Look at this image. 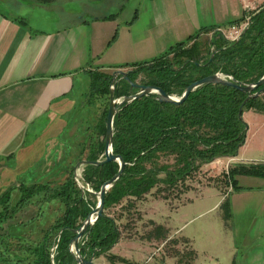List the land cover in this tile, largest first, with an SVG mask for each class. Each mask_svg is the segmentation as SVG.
<instances>
[{
	"label": "crops",
	"instance_id": "1",
	"mask_svg": "<svg viewBox=\"0 0 264 264\" xmlns=\"http://www.w3.org/2000/svg\"><path fill=\"white\" fill-rule=\"evenodd\" d=\"M80 1L0 0V198L6 193L12 199L17 193L22 197L21 191H13L23 183L6 185L11 168L16 172L40 165L48 176V168L65 162L75 167L87 158L86 152L97 150L105 95L101 89L98 94L91 90L95 72L133 70L131 64L152 60L196 34L212 39L264 8V0H139L138 4L105 0L103 5L82 1L91 15L86 18L72 5ZM243 118L249 127L238 154L218 159L225 158L232 166L264 164V112L247 109ZM87 134L100 136L97 145L88 141ZM71 150L80 154H70L69 163ZM236 179L235 188L221 194L214 205L225 196L230 204L231 220L223 216L218 242L204 246L199 235L186 237L195 252L193 264H200L201 254L211 257L209 264H264V177L240 174ZM39 181L30 178L28 183ZM121 244L122 239L110 252L134 264L156 263L144 243H133L131 253L124 255ZM107 259L103 254L94 261L108 264Z\"/></svg>",
	"mask_w": 264,
	"mask_h": 264
},
{
	"label": "trees",
	"instance_id": "2",
	"mask_svg": "<svg viewBox=\"0 0 264 264\" xmlns=\"http://www.w3.org/2000/svg\"><path fill=\"white\" fill-rule=\"evenodd\" d=\"M35 1L50 3L54 0ZM114 16L112 14L108 18ZM199 36L196 34L174 44L152 60L131 64L134 68L129 76L136 80L139 73L146 72L149 79L145 84L157 85L169 94L181 95L195 80L216 72L231 74L247 82H256L264 75V8L251 15L248 28L238 41L218 33L209 42L203 43L199 41ZM213 53L214 58L210 60ZM149 68H152L151 72L145 71ZM99 79L102 93H107L110 98L112 74L100 73ZM129 89V83L122 80L116 86V96L128 94ZM247 95L231 86L209 83L191 92L179 105L159 102L156 94H149L123 106L115 118L114 152L123 156L126 166L106 195L105 209L124 199L129 202L142 199L155 189L164 199H170L172 194L179 198L191 188L189 180L203 165L221 157L236 156L248 130L245 120L239 117L240 106ZM251 108L264 112V93L246 102L244 110ZM107 113L108 109L100 125L104 138L97 150H92L86 159L97 160L104 153ZM72 168L66 181L55 188L49 183L23 186V196L14 206L10 205L9 193L0 198V206H3L0 210V231L6 230L0 234V264H9L11 260L2 255L8 251L7 238L16 237L15 231L20 232L24 226L21 223L10 224L6 229L4 224L14 219L18 211L41 192L46 200L47 196L61 200L65 211L54 224L43 230L38 242L26 246L21 243L19 247H25V254L12 263L52 264L51 248L57 244L55 263L76 264L69 250L70 241L76 235L72 229L82 224L96 203L92 204L88 199V191L82 197L74 178V166ZM118 168L119 164L115 161L103 166L86 165L83 176L98 191ZM225 174L235 188L236 177L240 174L264 177V164H237ZM165 192L167 194H163ZM225 201L229 204L227 198ZM157 228L165 230L161 225ZM119 239L116 220L104 211V216L87 229L81 240L82 253L86 258L105 254L109 260H114L117 256L108 252Z\"/></svg>",
	"mask_w": 264,
	"mask_h": 264
},
{
	"label": "rangeland",
	"instance_id": "3",
	"mask_svg": "<svg viewBox=\"0 0 264 264\" xmlns=\"http://www.w3.org/2000/svg\"><path fill=\"white\" fill-rule=\"evenodd\" d=\"M82 1H86L90 4L95 1L97 5H103V2H105V0H81L78 3L76 2V4H72L80 10L81 14H84L86 18L91 17V15L84 10ZM126 1L128 4H136V2L138 4L139 0ZM62 5L66 7L71 6V4L66 2H62ZM37 15L40 17L39 13ZM210 40L211 37L208 35H203L199 38V41L203 43L209 42ZM151 69L152 68H149L145 71L151 72ZM99 75L100 73L95 72V79L94 77L92 78L93 82H95V86L91 90L95 89V94H98V90L102 87ZM147 79H149V76L146 72L142 71L136 80L139 83L145 84L144 82L147 81ZM104 97L105 100L102 107L104 111L103 116L110 102L107 93H105ZM100 135L103 140V135L101 133ZM87 138L93 145H97L100 136L98 138L96 136V139H94V136H88L87 134ZM90 153L91 151L86 152V157ZM70 154H72V156L75 154L78 155L80 151L74 152V150H71L69 152V163L72 162V156ZM80 157L82 158L83 156ZM8 164L11 166L13 162H9ZM66 164L65 162L62 167L55 166L53 168H48L47 174L50 173L48 176L42 173L44 170L47 171V168L42 169L40 165L38 167L32 166L29 168L21 167L16 172H11L13 169L11 168L9 181L6 185L9 187L10 184L15 183L16 185V181H20V183H23V186H28V180L30 178L35 179L38 177L39 180H41L38 183H49L55 188L64 183L73 170L71 164L68 165V167ZM230 167H232V164H229L228 160L225 158L203 165L189 180L188 183L191 188L179 198H177L175 194H170V199H164L161 194L156 193L155 189L142 199L130 202L124 199L121 203L105 209V213L114 218L119 227L120 239H122L121 254L131 253L133 250V243H144L149 246L150 253H153L152 258L154 259H151V262H156L157 264H193L195 253L192 250L190 241L186 237L199 235L200 243L204 246L212 245L214 240L218 242V238L220 239L218 233L223 230L222 225L225 221H222L223 216H225L226 221L231 220L230 204H227L225 201L227 196L214 207L216 201L219 199L218 197H220L221 194H226L231 188V182L225 177V173ZM36 170L38 171L36 172ZM36 173L38 174L37 176H35ZM208 187H215L219 190L207 189ZM14 189L16 190H14L13 193L21 191L19 186L17 188L14 187ZM163 194H167V192ZM86 195L92 204L97 203L98 198L95 194L90 192ZM17 196L18 193L13 196V199L11 198V206H14L18 202L19 198ZM19 196H23V192L19 193ZM46 198L49 200L45 199L43 192L33 196L29 203L25 204L24 207L18 211L14 219L4 224L6 229L10 224L21 223L24 225L20 232L15 231L16 237L7 238L6 244L8 245V251H5L2 255H4L6 259H11L9 260V264H13L12 262H15L16 258L25 254V247H19L21 243H24L26 246L38 242L43 235V230H46L54 224L64 213L65 205L61 200L50 199L48 196ZM2 209L3 206H0V210ZM150 217L168 226L169 229H158L157 223ZM4 231L6 232L5 229ZM4 231H0V234H3ZM159 235L165 239L161 240V238H159L158 240L152 238L153 236L157 237ZM20 236L21 238L18 240ZM1 248L3 249L4 246H1ZM108 253L113 254L110 251ZM116 256L117 258L114 260L107 259L108 264H134L125 258L118 255ZM210 258L211 257H208L206 254H201L199 263H213V260Z\"/></svg>",
	"mask_w": 264,
	"mask_h": 264
},
{
	"label": "water",
	"instance_id": "4",
	"mask_svg": "<svg viewBox=\"0 0 264 264\" xmlns=\"http://www.w3.org/2000/svg\"><path fill=\"white\" fill-rule=\"evenodd\" d=\"M248 25L243 29L241 34L235 39L238 41L244 32L247 30ZM214 53L211 55L210 60H213ZM132 70L117 69L112 73V80L110 83V103L106 118V134H105V149L103 155L97 160L81 159L74 167V178L78 186L81 189L82 197L85 196L86 192L95 194L98 198L96 206L89 212L82 224L78 228H73L72 231L76 234L70 241L69 250L74 258L76 264H96L94 259L95 256L86 258L82 253L81 240L83 239L88 228H92L97 220L104 216L105 211V199L110 188L119 180L122 176L126 161L121 154L114 152V129H115V118L121 108L136 99L149 94H156V99L159 102H167L173 104H182L186 101L191 92L197 88L209 84L218 83L227 86L237 88L245 93L247 97L243 101L239 110V117L243 118L244 106L251 98H256L264 93V75L256 82H247L235 78L231 74L223 72H216L211 75L202 77L189 84L181 95L169 94L162 87L153 84H142L137 80H132L129 74ZM122 80H126L129 85V93L121 96H116V86ZM261 87L257 91V88ZM247 124V128H248ZM115 161L119 164L118 171L108 180H106L98 191L94 190L93 187L85 180L83 176V170L86 165L92 166H103L108 162ZM63 232V229L58 234V240ZM57 248V244L51 250L52 264H56L54 261V252Z\"/></svg>",
	"mask_w": 264,
	"mask_h": 264
},
{
	"label": "built area",
	"instance_id": "5",
	"mask_svg": "<svg viewBox=\"0 0 264 264\" xmlns=\"http://www.w3.org/2000/svg\"><path fill=\"white\" fill-rule=\"evenodd\" d=\"M250 19H251V16L245 19L244 24L233 25L231 29H229L227 32L225 31L223 32L224 36L229 40H235L241 34L243 29L249 24ZM230 189H232V185Z\"/></svg>",
	"mask_w": 264,
	"mask_h": 264
}]
</instances>
